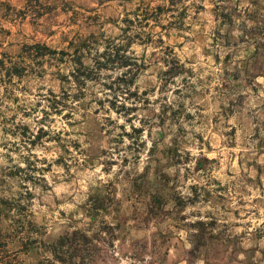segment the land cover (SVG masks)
Here are the masks:
<instances>
[{"label": "rangeland", "instance_id": "obj_1", "mask_svg": "<svg viewBox=\"0 0 264 264\" xmlns=\"http://www.w3.org/2000/svg\"><path fill=\"white\" fill-rule=\"evenodd\" d=\"M174 1L0 0V264H264V0Z\"/></svg>", "mask_w": 264, "mask_h": 264}, {"label": "trees", "instance_id": "obj_2", "mask_svg": "<svg viewBox=\"0 0 264 264\" xmlns=\"http://www.w3.org/2000/svg\"><path fill=\"white\" fill-rule=\"evenodd\" d=\"M175 1L174 0H172V3L170 4V6H167V7H165V6H160V5H158L156 8H155V10H160L159 11V13H163V11H166V10H168L169 12L171 11V12H173V11H175V3H174ZM163 10V11H162ZM162 11V12H161ZM160 14V15H161ZM36 45H38L39 46V44H36ZM45 48H47V46H44ZM49 49V48H48ZM110 54V53H109ZM103 56H106V53H104V55ZM107 58V57H106ZM122 65L123 66H127L128 65V62L127 61H125L124 63H122ZM73 75H74V77L75 78H77L76 77V72H73ZM20 211V205L19 204H12V202L10 201V199L9 198H7V197H4V196H0V214L3 212V213H15V212H19ZM3 217H0V219H2ZM4 220V219H3ZM2 221V220H1ZM0 221V229H1V227H3L2 225H3V221L1 222ZM2 232H1V230H0V236L2 235L1 234ZM30 239V238H29ZM58 257V256H57Z\"/></svg>", "mask_w": 264, "mask_h": 264}]
</instances>
